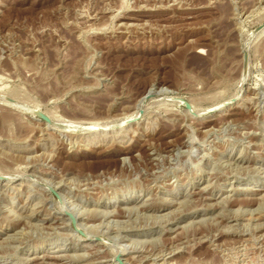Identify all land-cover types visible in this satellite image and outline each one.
Segmentation results:
<instances>
[{
    "label": "rangeland",
    "instance_id": "obj_1",
    "mask_svg": "<svg viewBox=\"0 0 264 264\" xmlns=\"http://www.w3.org/2000/svg\"><path fill=\"white\" fill-rule=\"evenodd\" d=\"M263 28L264 0H0V264H264Z\"/></svg>",
    "mask_w": 264,
    "mask_h": 264
},
{
    "label": "bare ground",
    "instance_id": "obj_2",
    "mask_svg": "<svg viewBox=\"0 0 264 264\" xmlns=\"http://www.w3.org/2000/svg\"><path fill=\"white\" fill-rule=\"evenodd\" d=\"M263 30H264V28H263ZM258 33H259V32H258ZM149 90H150V89H149ZM173 100H174L178 105H182L183 102L185 101V99H182V98H179V97H174ZM186 101H187V100H186ZM4 102H5V100H4ZM189 102H190V101H189ZM191 102H192V100H191ZM191 102H190V103H191ZM5 103H6L8 106H9V104L12 105V102H11V103L9 102V104H8V102L6 101ZM5 103H4V105H5ZM192 103H193V102H192ZM192 103H191V104H192ZM224 103H225V102H224ZM221 104H222V103H221ZM137 106H138V105H137ZM193 106H194V107H191V110H187V111L189 112V115H191L192 113H194L192 109L197 107V106L195 107V105H193ZM222 106H223V104H222ZM217 107H218V106H217ZM133 108H134V107H133ZM135 108H136V107H135ZM200 108H201V107H200ZM211 108H212V107H211ZM219 108H220V105H219ZM198 109H199V107L196 108V110H198ZM207 109H208V108H207ZM214 109H215V108H214ZM217 109H218V108H217ZM35 110H36V109H35ZM37 110H38V109H37ZM37 110H36V111H37ZM134 110H135V109H134ZM143 110H144V109H143ZM194 110H195V109H194ZM204 110H205V109H203V111H202L201 109H199L198 112L196 111V112H195V113H197L196 116L199 114L198 117H202V116L205 114V112H206V111H204ZM209 110H210V109H209ZM34 112H35V111H34ZM127 112H128V111H127ZM129 112H130V111H129ZM134 112H137V109H136ZM42 113H43V112H42ZM45 113H46V112H45ZM125 113H126V112H125ZM200 113H201V114H200ZM203 113H204V114H203ZM48 115H49V114H48ZM124 115H125V116H120V119L118 120L119 122H120V121H128L129 119H131L132 117H134L136 114H135V113H132V114H131V112H130V114H129V113H128V114L126 113V114H124ZM191 116H192V115H191ZM49 117H50V116H49ZM60 118H61V117H60ZM196 118H197V117H196ZM51 119H53V118L51 117L50 120H51ZM112 119H114V118H112ZM59 120H60V119H59ZM98 120H99L98 118H97V121H96L95 119H94L93 121H91V119H90L91 122L89 121V123L87 124L86 127H88V126H91V127L101 126V127H103L104 129H106V127L109 126V123L112 122L113 125L116 124V123L113 122V121H111V122H106V121H104V119H102L103 121L100 119L101 122H99ZM105 120H108V119H105ZM52 121H53V120H52ZM52 121H50V124H52V123H51ZM62 121H63V120H62ZM66 121H68V120H66ZM80 121H81V120H80ZM115 121H116V119H115ZM118 121H117V122H118ZM69 122H70V120H69ZM72 122H73V121H72ZM72 122H71V123H72ZM45 123H46V122H45ZM83 123H84V122H83ZM124 123H125V122H124ZM46 124H48V123H46ZM121 124H123V122H122ZM110 125H111V124H110ZM91 127H90V129H92ZM88 128H89V127H88ZM98 128H99V127H98ZM103 128H102V130H104ZM94 131H95V130H94ZM12 176H13V175H12ZM53 186H54V185H53ZM49 196H50V195H49ZM47 198H48V197H47ZM47 198H46V199H47ZM124 199L127 201V200L130 199V197H127V198L124 197ZM48 200H49V198H48ZM73 207H74V206H73ZM73 207H72V208H73ZM67 209H68V208H67ZM69 209H71V208H69ZM69 209H68V210H69ZM71 210H72V209H71ZM72 211H74V209H73ZM82 213H83V212H82ZM87 213H88V212H87ZM73 214H74V213H73ZM74 215H75V214H74ZM77 215H79V214H77ZM86 217H88V216H86ZM253 217H254V216H253ZM28 223H29V222H28ZM31 226H32V225H31ZM84 229H85V228H84ZM14 234H15V233H14ZM22 234H23V233H22ZM88 234H89V233H88ZM213 234H214V233H213ZM89 235H90V234H89ZM93 235H94V234H93ZM263 235H264V234H263ZM99 244H102V243H99ZM102 246H103V245H102ZM122 248H123V247H122ZM114 249H115V248H114ZM240 249H241V248H240ZM98 250H99V249H98ZM116 250H117V247H116ZM4 251H5V250H4ZM119 251H120V250H119ZM122 251H123V250H121V252H122ZM114 252H116V251H114ZM113 254H114V253H113ZM83 255H84V254H83ZM115 255H122V254H121V253H118V254L116 253ZM115 255H114V257H115ZM43 256H46V255H43ZM43 256H36V258H41V257H43ZM158 256H159V255H158ZM48 257H49V256H48ZM51 257L57 258V257H61V256L57 255V256H51ZM122 258H123V257H122ZM153 259H154V258H153ZM100 260H101V259H100ZM100 260H99V261H100ZM112 262H113V261H112ZM122 262H123V261H122ZM124 262H126V261H124ZM102 263H103V262H102ZM114 263H115V260H114ZM114 263H112V264H114ZM163 263H164V262H163ZM116 264H117V263H116ZM125 264H126V263H125Z\"/></svg>",
    "mask_w": 264,
    "mask_h": 264
},
{
    "label": "water",
    "instance_id": "obj_3",
    "mask_svg": "<svg viewBox=\"0 0 264 264\" xmlns=\"http://www.w3.org/2000/svg\"><path fill=\"white\" fill-rule=\"evenodd\" d=\"M244 61H246V58H247V53L246 52H244ZM233 101V100H232ZM225 104H228V103H225ZM183 106L185 107V109H187V110H191V105H190V103L188 102V101H184L183 102ZM139 114L141 115L142 114V109H140L139 110ZM36 115L39 117V118H41L43 121H46V122H49L50 121V119H49V117L46 115V114H44V113H42L41 111H38L37 113H36ZM140 116L138 115L136 118H133V119H131L132 121L133 120H135V119H137V118H139ZM115 261L118 263V264H124L123 262H122V260H121V258H120V256L119 255H115Z\"/></svg>",
    "mask_w": 264,
    "mask_h": 264
}]
</instances>
